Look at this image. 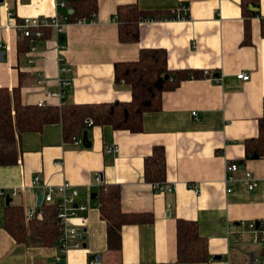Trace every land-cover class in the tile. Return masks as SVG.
Masks as SVG:
<instances>
[{
  "label": "crops",
  "instance_id": "0c3cea01",
  "mask_svg": "<svg viewBox=\"0 0 264 264\" xmlns=\"http://www.w3.org/2000/svg\"><path fill=\"white\" fill-rule=\"evenodd\" d=\"M127 3L172 17L179 6L188 11L182 19L142 21L139 41L122 43L114 14ZM57 11L55 0L0 1V88L20 85L25 104L60 105L61 99L46 92L62 90L65 101L76 104L129 101V87L114 82V63L136 60L145 47L164 48L171 70L209 75L182 80L164 92L161 109L144 115L140 132L93 124L86 129L89 148L82 145V136L65 142L60 124L20 135L19 162L0 166V189H17L10 204L22 205L25 213L38 206L34 175L42 185L72 184L77 201L87 205L80 213L87 217L85 246L60 252L57 242L46 247L17 243L0 219V264H90L93 259L97 264H179L177 218L196 221L207 239L208 260L194 264H260L262 248L251 244L247 234H234L233 225L264 218V156L244 159L243 144L256 137L262 115L264 0H97L94 21L68 23L61 34L47 32L36 50L19 51L16 22ZM240 72H247L249 80L237 78ZM64 80L69 84L62 87ZM108 144L117 145L119 152L105 153ZM155 147L163 149V183L173 186L171 192H155L144 179L145 158ZM229 161L241 164L238 180L231 183L224 181ZM244 169L256 178L254 189L241 180ZM97 175L101 184L119 186L123 212L153 216L150 223L124 224L116 252L107 249ZM4 205L0 199L1 210Z\"/></svg>",
  "mask_w": 264,
  "mask_h": 264
},
{
  "label": "trees",
  "instance_id": "16d2710c",
  "mask_svg": "<svg viewBox=\"0 0 264 264\" xmlns=\"http://www.w3.org/2000/svg\"><path fill=\"white\" fill-rule=\"evenodd\" d=\"M68 22L78 20L94 21L97 0H69ZM186 17V16H185ZM169 13L141 9L137 3L117 6L114 19L117 22L118 40L134 43L140 39L139 24L142 21L170 19ZM51 28H44L42 41ZM19 34L18 50L29 49L30 38ZM248 29L245 26L243 42H247ZM209 75L201 70H171L167 64V51L164 48L145 47L139 50L138 58L132 61L114 63V82L124 83L131 91L129 101L114 100L101 103H81L65 101L60 105L25 104L21 101L18 87L0 88V166L15 165L19 162L17 138L25 133H40L45 126L60 124L62 138L72 141L92 125L114 130H127L132 133L142 131L143 118L148 112L159 111L164 92L175 89L180 81ZM167 76V77H166ZM256 137L246 138L244 159L264 156V98L262 115L258 119ZM144 179L151 184L163 183L165 179V159L161 147H155L153 154L145 158ZM98 210L106 223V242L109 251H119L121 228L124 224L150 223V212L126 213L120 206L118 185L99 183ZM42 219L26 220L24 207L18 204L4 205L2 224L4 229L17 242L39 246H51L58 241L59 223L54 204L40 203ZM261 252L264 255V250ZM209 258L207 239L200 235L197 222L182 218L176 219V263L194 264L206 262Z\"/></svg>",
  "mask_w": 264,
  "mask_h": 264
},
{
  "label": "built area",
  "instance_id": "2783aa9c",
  "mask_svg": "<svg viewBox=\"0 0 264 264\" xmlns=\"http://www.w3.org/2000/svg\"><path fill=\"white\" fill-rule=\"evenodd\" d=\"M68 2L69 0H55V5L58 11L52 16H38V17H23L15 24L16 30L22 37L30 38L29 51H34L38 48L39 42L42 41L43 29L51 28L56 34H61L64 27L68 22ZM187 7L182 5L173 13V18L182 19L187 14ZM12 11L8 12V17H13ZM150 19H147V21ZM91 22L86 20H78L75 23ZM1 26V24H0ZM64 72H68L69 68H63ZM237 78L241 80H249L250 75L247 72H240L237 74ZM62 87L69 84V81L64 80ZM47 97H56L62 100L64 98V90L60 92H46ZM45 103L39 102L37 105L41 106ZM195 115V112H192ZM87 126L92 125V121L86 122ZM104 152L109 154H117L119 148L115 144H108L104 146ZM59 162H56V164ZM241 170V164L236 161H229L225 165V179L227 183L234 182L237 179L236 173ZM241 180L246 182L248 189H254L257 186L256 178L249 170L244 169ZM95 181L100 183V176H95ZM32 185L36 187V192L39 195L38 187L42 185L38 175L32 177ZM44 192L41 194V203L54 204L56 208L57 219L59 223V237H58V249L60 252H64L70 248H81L84 244L83 230L87 220V217L80 213L87 210V205L79 203L77 201L78 191L69 182H63L60 185H42ZM152 188L156 192H171L173 186L166 185L165 183L152 184ZM227 192H230L232 188L226 187ZM17 189H0V199L6 198V196L15 197L17 195ZM44 212L38 206L32 207L25 211L26 220L34 218L42 219ZM0 219H2V210L0 209ZM235 230L234 234H247L249 242L254 245H258L264 250V218L253 220L250 222H239L233 225ZM59 262V258H57ZM260 264H264V255L262 254L258 259ZM90 264H97L95 259L90 261Z\"/></svg>",
  "mask_w": 264,
  "mask_h": 264
},
{
  "label": "water",
  "instance_id": "95a60500",
  "mask_svg": "<svg viewBox=\"0 0 264 264\" xmlns=\"http://www.w3.org/2000/svg\"><path fill=\"white\" fill-rule=\"evenodd\" d=\"M0 1H2V0H0ZM67 13H68V14H71V13H72V9H69ZM2 56H3V52H0V58H1V59H2ZM166 77H167V76H166ZM81 143H82V145H83L84 147H86V148H89V147L91 146V142H90L89 139H88V133H87L86 130H85V131L83 132V134H82V137H81ZM255 157H256V156L253 155L252 158H255ZM94 197H96V193H92V194H91V198H94ZM41 200H42V196L39 194V195H38V200H37V205H40ZM10 202H11V198H10L9 196H6V198H5V205L10 204ZM83 239H85V236L83 237ZM83 246H85V244H84Z\"/></svg>",
  "mask_w": 264,
  "mask_h": 264
}]
</instances>
